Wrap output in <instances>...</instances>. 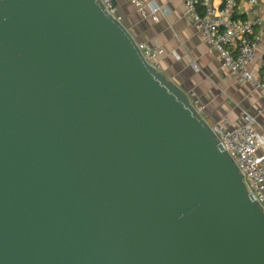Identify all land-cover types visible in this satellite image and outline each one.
Wrapping results in <instances>:
<instances>
[{
  "label": "water",
  "instance_id": "obj_1",
  "mask_svg": "<svg viewBox=\"0 0 264 264\" xmlns=\"http://www.w3.org/2000/svg\"><path fill=\"white\" fill-rule=\"evenodd\" d=\"M0 264H264L234 161L97 0H0Z\"/></svg>",
  "mask_w": 264,
  "mask_h": 264
},
{
  "label": "crops",
  "instance_id": "obj_2",
  "mask_svg": "<svg viewBox=\"0 0 264 264\" xmlns=\"http://www.w3.org/2000/svg\"><path fill=\"white\" fill-rule=\"evenodd\" d=\"M153 1L160 8L157 21L141 16L126 0H113V3L121 22L137 43L163 50L159 57L160 71L184 94L193 91L197 95L204 105L203 118L209 124L225 119L228 128L234 129L245 123V117H250L264 140V92L241 82L236 74L222 67L187 15L184 0ZM214 3L219 5L220 1ZM256 13L263 19V35L250 69L263 81L264 3Z\"/></svg>",
  "mask_w": 264,
  "mask_h": 264
},
{
  "label": "built area",
  "instance_id": "obj_3",
  "mask_svg": "<svg viewBox=\"0 0 264 264\" xmlns=\"http://www.w3.org/2000/svg\"><path fill=\"white\" fill-rule=\"evenodd\" d=\"M109 15L121 22L113 0H97ZM143 17L157 21L160 8L153 0H126ZM184 0L191 18L204 42L217 55L224 69L236 74L241 82L249 83L264 92V81L251 72L257 48L263 35V19L256 9L264 0ZM144 59L160 71L159 57L163 50L138 43ZM196 69V66L193 65ZM187 100L197 115L203 118L204 105L192 91ZM204 119V118H203ZM205 120V119H204ZM206 121V120H205ZM223 149L234 161L247 191L264 214V140L258 134L250 117L234 129L222 119L210 124Z\"/></svg>",
  "mask_w": 264,
  "mask_h": 264
},
{
  "label": "trees",
  "instance_id": "obj_4",
  "mask_svg": "<svg viewBox=\"0 0 264 264\" xmlns=\"http://www.w3.org/2000/svg\"><path fill=\"white\" fill-rule=\"evenodd\" d=\"M262 79H263V81H264V77H263Z\"/></svg>",
  "mask_w": 264,
  "mask_h": 264
}]
</instances>
